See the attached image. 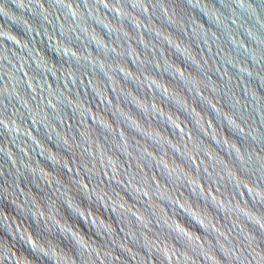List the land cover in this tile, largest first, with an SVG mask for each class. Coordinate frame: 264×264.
<instances>
[{
  "label": "water",
  "instance_id": "1",
  "mask_svg": "<svg viewBox=\"0 0 264 264\" xmlns=\"http://www.w3.org/2000/svg\"><path fill=\"white\" fill-rule=\"evenodd\" d=\"M0 264H264V0H0Z\"/></svg>",
  "mask_w": 264,
  "mask_h": 264
}]
</instances>
